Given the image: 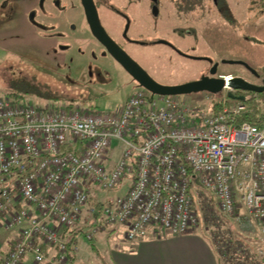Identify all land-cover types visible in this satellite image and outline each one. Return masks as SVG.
I'll list each match as a JSON object with an SVG mask.
<instances>
[{"label":"built area","instance_id":"obj_1","mask_svg":"<svg viewBox=\"0 0 264 264\" xmlns=\"http://www.w3.org/2000/svg\"><path fill=\"white\" fill-rule=\"evenodd\" d=\"M245 109L240 103L202 120L189 118L192 112L177 97L143 88L111 115L0 97V219L6 231L20 229L3 264H21L28 255L32 264H66L61 230L82 219L92 227L89 241L105 225L126 226L130 242L150 229L183 235L199 226L197 187L225 216L243 210L264 244V125L235 124ZM112 140L122 150L108 169ZM124 179V195L93 221L96 210L86 208L93 186L114 189ZM16 202L24 206L12 211ZM48 246L55 255L43 250Z\"/></svg>","mask_w":264,"mask_h":264},{"label":"rangeland","instance_id":"obj_2","mask_svg":"<svg viewBox=\"0 0 264 264\" xmlns=\"http://www.w3.org/2000/svg\"><path fill=\"white\" fill-rule=\"evenodd\" d=\"M18 1L0 0L1 98L40 109L66 107L111 115L140 88L92 36L80 0H40L38 7L30 12L35 20L30 21L32 25L28 28L14 19L16 8L24 11V4L19 6ZM224 1L225 12L206 0L204 9L179 13L168 0H107L105 5L117 12L107 10L99 16L103 28L117 40L114 28L118 26L116 31L123 34L126 25L117 14L122 11L127 15V38L133 42L120 44L159 84L198 77L206 73L211 64H217L216 76H237L262 86L264 0ZM163 41L192 58L174 53L162 45ZM230 61L236 63L229 64ZM240 64L247 65L256 74ZM227 91L229 89L217 95L201 92L176 97L192 112L189 118L202 120L215 111L217 104L221 103L222 110L230 107L227 104L235 103L228 100ZM120 146L118 141L112 140L107 152L108 169L120 157ZM128 185L129 180L124 179L114 189L93 186L90 194L94 192L101 202L114 201L124 195ZM193 195L194 209L199 215L198 227L205 235L216 237L220 249L228 250L229 255L230 251L236 252L233 256L241 262H264V244L238 207L228 217L218 211L210 193L197 187ZM105 228L107 232L94 235L92 241L83 234L78 235L90 249L82 251L75 264H113L114 253L129 251L136 242L126 239V226L112 230L105 225ZM87 229L90 228L84 227L83 233ZM147 234L144 238L147 241L159 238L152 237L149 231ZM260 261L256 263L261 264Z\"/></svg>","mask_w":264,"mask_h":264},{"label":"crops","instance_id":"obj_3","mask_svg":"<svg viewBox=\"0 0 264 264\" xmlns=\"http://www.w3.org/2000/svg\"><path fill=\"white\" fill-rule=\"evenodd\" d=\"M14 19L19 20L20 24H23L28 28L29 25L25 20L24 13L16 12L14 15ZM121 150L122 149H120V154ZM111 165L112 163L110 164V166ZM23 206L24 202H16L11 210H19ZM216 207L219 211L217 201ZM83 216H86L85 209L82 214V217ZM3 220L4 218L0 219V264H3V260L12 250L15 240L20 231V229L6 231L3 227ZM205 220V222H207L208 218L205 217ZM248 225H251L252 228L257 231L255 225H253L252 223H249ZM84 227L90 228L87 229L86 232L91 231L92 227L89 225V223H86V221L82 219V221L77 226L73 227L72 230L82 231ZM118 227L121 226H111L110 229L115 230ZM70 230L71 229L61 230V239L65 242L73 241V244L77 245L78 249H76L74 253H71L73 258H69L68 262L66 263L75 264L78 261L79 254L82 251L88 252V249L90 248H88L82 242V240L78 238V235H85L86 232L83 233L82 231V233L79 234H72L70 233ZM107 230L108 229L104 228V230H100L96 234L100 232H107ZM149 232L152 233V237H154V235H157L159 236V238L157 240L147 241V239H144L146 237L145 236L142 239L136 240V242L131 245L129 251L114 253L113 264H258L256 262L260 261L259 260L254 263H251L250 261L246 263L241 262L239 259H236V257L233 256V254H235L236 252L230 251L231 253L229 255L228 250L227 252L221 250L219 247L220 241L216 239V237L214 239L211 237L209 238L207 235H205V231L200 227L178 236H171L167 233L161 232L160 230L150 229ZM63 235L65 236L64 239L62 238ZM91 247L96 248L95 246ZM43 250L48 255H55L57 251L56 248H51L49 246L44 247ZM260 262L261 264H264L263 261ZM21 264H32V257L30 255L26 256L22 260Z\"/></svg>","mask_w":264,"mask_h":264},{"label":"water","instance_id":"obj_4","mask_svg":"<svg viewBox=\"0 0 264 264\" xmlns=\"http://www.w3.org/2000/svg\"><path fill=\"white\" fill-rule=\"evenodd\" d=\"M86 21L93 37L106 49L108 54L123 68V70L137 83L138 87L143 88L152 95L157 96H183L195 93L207 92L211 94H220L225 89H229L227 97L244 102L245 98L233 97L231 91H248L256 94L264 92V85H253L241 77H226L220 75L215 77L217 72V64H214L210 70V75L213 77H202L197 81H192L176 86L162 85L153 80L127 53L120 48L112 38L107 34L102 27L99 19V15L93 0H80ZM156 12V11H155ZM127 29V28H126ZM163 44L170 45L168 42L163 41ZM181 55L192 58L191 56L181 53ZM210 61V59H208ZM229 64L236 62L230 61ZM244 66L249 72L256 74L254 70H251L247 65Z\"/></svg>","mask_w":264,"mask_h":264},{"label":"trees","instance_id":"obj_5","mask_svg":"<svg viewBox=\"0 0 264 264\" xmlns=\"http://www.w3.org/2000/svg\"><path fill=\"white\" fill-rule=\"evenodd\" d=\"M171 5L176 9L177 12H183V13H190L193 12L197 9H204L205 6V1L206 0H168ZM211 3H214L215 6L219 7V9L222 12H225L227 9L225 7V1L224 0H209ZM264 93L262 94H252V97L247 99L245 102H235V103H229L227 105L233 106L236 104H244L246 109L242 112H240L234 119L235 124H242L246 123L249 125H257V126H262L264 125ZM221 112V103L217 104L215 106V111L213 114H218ZM111 201H106V202H101L98 201L96 196L94 195V192H92L87 201V210L88 209H95L96 212L94 213L93 216V221L98 218L100 215V212L102 208L106 205H109ZM94 223V222H93ZM92 223V224H93ZM91 226V225H90ZM70 233L72 234H79L82 233L81 230L75 231V230H70ZM62 238L64 239L65 236L63 235ZM73 241H67L68 245V258L72 259L73 256L71 253H74V249L72 248Z\"/></svg>","mask_w":264,"mask_h":264},{"label":"flooded vegetation","instance_id":"obj_6","mask_svg":"<svg viewBox=\"0 0 264 264\" xmlns=\"http://www.w3.org/2000/svg\"><path fill=\"white\" fill-rule=\"evenodd\" d=\"M94 1V4L96 6V9H97V12H98V15H100V12H107L108 11H113V12H117V9H114V8H111V7H108L105 5V3L107 2V0H93ZM19 6L24 4V11L22 13L25 14V20L27 22L28 25H32V22L35 20L33 18V15L30 14L31 10L33 9H36L38 7V4L40 2V0H19ZM81 2V1H80ZM26 5H27V8H26ZM18 9L17 11L15 10V12H20V9L19 8H16ZM84 11V9H83ZM85 15V14H84ZM118 17L124 19L126 25L124 27V30H123V34L122 33H119L117 32L116 30H118V26H116L114 28L115 30V33L117 34V36H115L117 38V40H114L108 33V35L112 38V40L120 47L124 50L122 44H120V42H123V43H129V42H133L132 40L128 39L127 38V32L129 30V20L127 18V15L125 13H122L119 12L117 14ZM86 19V18H85ZM99 19H100V16H99ZM32 21V22H30ZM87 23V21H86ZM101 23V21H100ZM88 25V23H87ZM102 25V24H101ZM89 27V26H88ZM103 27V26H102ZM127 28V29H126ZM90 30V29H89ZM106 31V30H105ZM91 32V31H90ZM181 32V31H179ZM120 34V35H119ZM93 36V35H92ZM119 39V40H118ZM96 40V39H95ZM98 42V41H97ZM99 43V42H98ZM100 44V43H99ZM101 45V44H100ZM146 45H151V43H147ZM162 45L168 47L171 51H173L174 53L182 56V57H185L183 55L180 54L183 53L178 47H176L175 45H166V44H163ZM103 47V46H102ZM104 48V47H103ZM105 49V48H104ZM106 50V49H105ZM125 51V50H124ZM107 52V51H106ZM108 53V52H107ZM185 54V53H184ZM109 55V54H108ZM128 55V54H127ZM110 56V55H109ZM129 56V55H128ZM111 57V56H110ZM130 57V56H129ZM112 58V57H111ZM131 58V57H130ZM187 58V57H185ZM113 59V58H112ZM213 64H211L210 68L208 69V71L206 73H203V74H200V76L198 77H195V78H191V79H188V80H184V81H175V82H167V83H160L162 85H168V86H176V85H181V84H184V83H188V82H192V81H197L199 79H201L202 77H213V75H210V70L212 68ZM251 73V72H250ZM215 77H219V76H216ZM159 83V82H158ZM137 84V83H136ZM228 92V91H227ZM227 92H226V96L227 95ZM233 97H239V98H245V101L247 99H249L250 97H252V94H254L253 92H248V91H239V90H232L231 91ZM256 94V93H255ZM229 101H232V102H239L238 100L236 99H233V98H229L227 97ZM244 101V102H245Z\"/></svg>","mask_w":264,"mask_h":264},{"label":"bare ground","instance_id":"obj_7","mask_svg":"<svg viewBox=\"0 0 264 264\" xmlns=\"http://www.w3.org/2000/svg\"><path fill=\"white\" fill-rule=\"evenodd\" d=\"M228 78V77H227ZM210 102V101H209ZM200 119V118H199Z\"/></svg>","mask_w":264,"mask_h":264}]
</instances>
